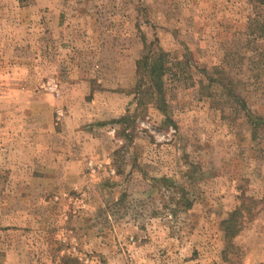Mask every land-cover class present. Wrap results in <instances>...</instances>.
<instances>
[{
    "label": "rangeland",
    "instance_id": "1",
    "mask_svg": "<svg viewBox=\"0 0 264 264\" xmlns=\"http://www.w3.org/2000/svg\"><path fill=\"white\" fill-rule=\"evenodd\" d=\"M257 22L249 0H0V264H264Z\"/></svg>",
    "mask_w": 264,
    "mask_h": 264
},
{
    "label": "trees",
    "instance_id": "2",
    "mask_svg": "<svg viewBox=\"0 0 264 264\" xmlns=\"http://www.w3.org/2000/svg\"><path fill=\"white\" fill-rule=\"evenodd\" d=\"M251 3L255 4L256 7L262 8L264 10V0H249ZM256 28L253 30V33H257L259 31V35L264 34V24L256 23ZM167 71V68L165 66V63L163 62V56L159 54H155V56L146 55L145 53L142 54L141 58L137 61V73H141V79L140 81L143 82L142 84L146 86L145 92H149L150 97H153V100L155 103H158L157 107L159 111L163 113L165 116V125H168L171 123L173 125V122L171 120L170 114L167 110V105H165V87H164V81L163 77L165 76ZM145 82V83H144ZM141 89V87L139 88ZM143 91L139 92V95H142L143 97ZM229 96L231 98H234L236 100L241 101V97L234 94V92L230 93ZM142 104L140 102L139 98V105ZM125 119V118H123ZM120 122H123L121 120ZM171 186H160L157 184V188L160 194V197L162 198V205L161 210L162 212H165L166 216H175L176 212L182 208L185 211H188L191 209L193 204V198H186L180 199L176 197V193L172 191L170 188ZM123 200L120 201V203ZM119 203V204H120ZM243 218V207L240 206L236 208L234 211H232L228 217L223 220L222 222V229L225 233V238L230 241L233 237H235L240 229H241V223Z\"/></svg>",
    "mask_w": 264,
    "mask_h": 264
}]
</instances>
